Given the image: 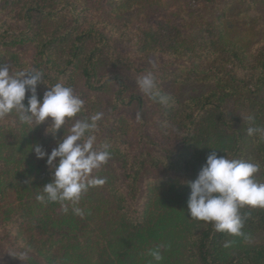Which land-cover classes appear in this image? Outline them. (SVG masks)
Segmentation results:
<instances>
[{
	"label": "trees",
	"instance_id": "1",
	"mask_svg": "<svg viewBox=\"0 0 264 264\" xmlns=\"http://www.w3.org/2000/svg\"><path fill=\"white\" fill-rule=\"evenodd\" d=\"M82 2L83 6L77 5L79 0H0V42L4 46L24 45L35 29L43 32L46 24L56 22L66 9L65 28H57L46 40H30L38 46L32 68L43 73L44 82L38 83L37 89L45 92L58 82L72 87L70 76L80 72L87 90L100 92L115 85L119 88L118 100L122 99L128 91L125 80L118 74H105L103 69L124 66L125 60L112 42L114 34L106 33L100 27L106 25L94 20V7L86 0ZM122 26L126 25L114 28L124 33ZM224 29L206 27L195 37L180 25L138 29L142 31L140 52L152 53L159 48L184 58L180 59L185 62L182 72L172 81L212 83L213 87L183 101L163 89L165 78L161 74L149 70L160 93L170 99L161 104L148 96L161 113V127L162 122L170 127L167 138L179 140L180 147L174 155L157 154L151 148L138 150L122 117L110 116L102 125L98 123L96 147L108 145L111 157L107 163L119 162L122 180L114 181L108 164L94 170L92 175L106 182L89 188L75 205L84 210L83 216L74 214L70 202H63L65 211L61 202L37 199V193L53 179V170L39 173L37 161L32 154L27 155V148L15 149V144L30 143V136L35 137L34 127L24 123L16 126L11 119L0 118V213L10 214L4 222L0 219V246H5L8 253L0 256V264H264V245H244L230 252V244H224L231 243L233 235L216 231L211 222L191 218L189 210L171 207V198L165 196L174 187L172 183L182 184L185 190L180 194L188 195L187 178L194 163L213 151L249 161L251 149L264 161V45L249 58L242 46L224 37ZM203 48L208 50L207 55H203ZM171 51L174 54H169ZM242 109L248 113L246 129H261L244 142L238 130L230 129L231 113ZM144 143L156 145L152 141ZM9 145L12 153L6 157ZM149 168L165 172L159 177L161 184L147 192L144 175ZM260 168L264 175V166ZM11 199L16 203L13 208ZM97 205L91 218L89 209ZM8 206L9 211H4ZM240 214L244 231L254 234V229L264 227V208L245 206ZM183 238L187 242H181ZM159 244L163 259L155 262L149 250ZM25 251L24 259L9 253Z\"/></svg>",
	"mask_w": 264,
	"mask_h": 264
},
{
	"label": "rangeland",
	"instance_id": "2",
	"mask_svg": "<svg viewBox=\"0 0 264 264\" xmlns=\"http://www.w3.org/2000/svg\"><path fill=\"white\" fill-rule=\"evenodd\" d=\"M79 1L80 3H77V5L83 6V0ZM86 1H88L87 3L89 5L91 4L94 7V20L102 21L106 26L100 27L105 30L106 33L114 34L112 42L121 53L123 60H125L124 66H110L104 68L103 72L105 74H110L109 72H111L112 74H118L123 77L128 86V91L124 94L122 99L119 98L118 100L119 88L115 85L108 86L105 91H89L84 86V79L80 72H77L74 77L70 76V81H68V83L72 85V87H70L74 90V93L84 100V110L79 113L77 117L66 121V124L61 126L55 136H53L51 132L46 133V129L51 123V118H48L45 122L36 126L33 123L32 127H34L33 132L35 131V137L30 136L31 145L30 143L23 144L24 142L19 143V145L15 144V149L21 150L22 147H26L27 155L32 154L33 158L37 161L36 165L39 166V173H47L49 167L46 164L47 157L43 159L37 158L34 146L36 144L42 145L43 148L50 153L51 150L57 146V139L63 136L64 130L67 133V130L71 127V124L74 123L75 119H85L96 112L103 113L102 119L98 121L99 125H102V122L106 121L110 116H112L113 119L122 117L125 123L124 125H126L131 138L134 140L135 147L138 150L151 148L157 154L167 153L174 155L179 149V140L167 138L170 127L166 122H162L163 125L161 127L160 123L162 118L158 107L150 100L147 94L141 91L137 84V80L151 73V71L159 73L165 78L162 83L163 89L183 101L207 93L213 87V84L192 81L187 84H179L172 81V78H176V76H179L182 72L185 62H182L180 59L184 58L182 56L177 58L176 56L168 55V53H165L159 48L156 51H152V53L140 52V45L138 42L140 41V36H142V31H139V28L148 29L150 27H156L159 24L180 25L181 29L188 33L190 37H195V34H198V30L206 27H215L221 30L224 26V37L242 46L244 51L250 54L249 58L255 56L258 49L264 45V0H215L214 3H192L189 0ZM65 13H67L66 9H63V12L58 16L59 18H57L56 22L52 24L47 23L43 32L35 29L32 35L27 38V42L24 45L4 46L2 45L3 43H1L2 36L0 35V66L7 65L11 74H16L22 70L32 68V57L36 53L38 46L35 42L30 40L34 38H36L34 40H46L49 36L56 33L57 28H65L67 25ZM89 13L92 14L91 11H89ZM123 24L126 25L122 26L124 27V33L117 32L115 30L116 28H114L115 25ZM8 40L11 41L10 38ZM202 51L204 53L203 55H207V49L204 50L203 48ZM169 54L174 53L171 51ZM186 62L189 63L190 60ZM37 93L38 98L42 100L45 92L42 89H37ZM30 95V91L26 92L24 101L26 105L27 98ZM261 97L264 99V90L261 92ZM231 115L233 121L230 120V129L238 130L243 136V142L246 141L248 132L244 122L247 120L248 113L244 112V109H242L234 110ZM5 118L14 121L16 126L22 125V122H20L15 112L9 114ZM149 141L156 143V145L148 146V144L144 143H149ZM9 142H11V139L8 140V143ZM247 144L248 146L251 145L248 140ZM11 146L12 145L7 146L5 150L6 157L12 153ZM247 158L253 163H259L261 166H264L262 158L252 154L251 149H249ZM205 162L206 158H203L194 163L190 175L187 178L189 181H193L197 178L198 172ZM107 164V168L114 177V181L121 183L122 178L119 162L114 160ZM12 167L14 168L13 165ZM163 172L165 171H161V168H149L146 171L144 175V186H146L147 192L152 190L157 184H161L159 177ZM262 172L263 170L260 168L259 172L255 174L256 179L260 182H264V175H262ZM40 179L41 178H36V181ZM173 184L174 183H172L171 186L174 187H170L167 190L168 193L165 194L167 200L168 198L172 200L169 205L173 208L179 206L180 209L188 210L187 202H184L183 198H189L190 190L188 191V195H181L180 192L185 190H183L182 184ZM13 199L19 198L13 197ZM15 204L13 200L11 202V208H13ZM97 207L98 205L95 207L91 206L89 209L91 218L95 216ZM6 209H4V211H9V206L6 207ZM9 216L10 214L8 212L4 215L2 212L0 213V219L3 220V222L7 220L6 218ZM190 222H192V220ZM242 232L243 235H233L231 237L230 252L244 245H264V227L254 229V234L244 231L243 229ZM181 242L187 241L183 238ZM159 245L160 249L162 244ZM6 252L7 248L5 246H0V256H7L8 253ZM1 259L2 257L0 260ZM111 264H118V262L112 261Z\"/></svg>",
	"mask_w": 264,
	"mask_h": 264
},
{
	"label": "clouds",
	"instance_id": "3",
	"mask_svg": "<svg viewBox=\"0 0 264 264\" xmlns=\"http://www.w3.org/2000/svg\"><path fill=\"white\" fill-rule=\"evenodd\" d=\"M43 81V73L34 68L11 74L7 65L0 66V118L15 112L24 124L36 125L51 118L46 133L56 132L66 121L77 117L84 110V100L74 93L70 86L62 82L51 85L45 91L42 100L38 98L37 86ZM141 91L158 99L161 104L169 102V96L161 94L155 77L148 73L137 80ZM31 92L24 103L26 92ZM103 113L96 112L85 119H75L63 136L57 139V146L48 153L42 145L36 144L34 151L38 159L47 157L46 164L52 171L53 179L46 183L43 191L37 193L41 202H61L65 211L70 202L73 212L83 216L84 210L77 205L89 188L102 186L104 178L93 176L94 170L107 164L111 157L108 145L96 147L95 131ZM249 119H252L251 117ZM261 131L249 127L248 135ZM225 153V152H224ZM59 158V159H57ZM260 170L259 163L243 159H230L226 155L211 152L197 178L189 181L190 194L187 201L190 217L204 222H211L216 231L230 235H243L244 220L240 209L247 206L264 208V182L256 179ZM230 242H225L228 247ZM21 259L27 252L19 255ZM155 262L163 259L159 246L149 250Z\"/></svg>",
	"mask_w": 264,
	"mask_h": 264
}]
</instances>
